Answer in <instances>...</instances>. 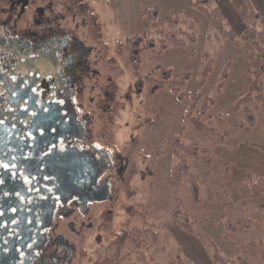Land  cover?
Wrapping results in <instances>:
<instances>
[{
	"label": "rangeland",
	"instance_id": "374dc122",
	"mask_svg": "<svg viewBox=\"0 0 264 264\" xmlns=\"http://www.w3.org/2000/svg\"><path fill=\"white\" fill-rule=\"evenodd\" d=\"M74 2L102 70L84 98L96 129L125 152L139 138L136 169L115 202L94 207L77 263L264 264L261 35L243 39L248 20L228 19L214 0ZM179 30L196 41L170 43Z\"/></svg>",
	"mask_w": 264,
	"mask_h": 264
},
{
	"label": "flooded vegetation",
	"instance_id": "af4514ba",
	"mask_svg": "<svg viewBox=\"0 0 264 264\" xmlns=\"http://www.w3.org/2000/svg\"><path fill=\"white\" fill-rule=\"evenodd\" d=\"M65 1L0 0V264H78L94 207L136 169L139 138L117 148L84 103L102 70Z\"/></svg>",
	"mask_w": 264,
	"mask_h": 264
},
{
	"label": "trees",
	"instance_id": "16d2710c",
	"mask_svg": "<svg viewBox=\"0 0 264 264\" xmlns=\"http://www.w3.org/2000/svg\"><path fill=\"white\" fill-rule=\"evenodd\" d=\"M232 2H233V5L240 11L242 19L248 20L247 25L242 32V38L245 40H255L256 36L259 34L263 38L262 43L264 45V32H259L257 30L258 28L255 23L256 19H263L264 21V14H262L255 8L252 0H232ZM220 13L222 14V16H224L222 12ZM166 35L168 37V41L176 46H185L187 45L188 41H192V42L196 41L195 35L191 34L190 32H186L184 30L169 32V33H166ZM136 52L134 53V55L137 54ZM251 56L254 58L256 55L255 56L254 54L249 55V58L252 59ZM253 62H258V61L253 59ZM260 68H261L260 71H263L264 64L261 65ZM256 74H259V73H256ZM176 96H177L176 97L177 101H180L181 96H178V95ZM195 123L197 124V126H199V128L201 127L200 123L197 122V119H195ZM191 188L194 193V199L197 200L198 199V188L195 185H192Z\"/></svg>",
	"mask_w": 264,
	"mask_h": 264
},
{
	"label": "crops",
	"instance_id": "0c3cea01",
	"mask_svg": "<svg viewBox=\"0 0 264 264\" xmlns=\"http://www.w3.org/2000/svg\"><path fill=\"white\" fill-rule=\"evenodd\" d=\"M218 3V5L222 8L223 12L225 13L226 17L231 20L239 21L240 13L239 10H236L232 4L231 0H214ZM256 9L264 14V0H252ZM235 24L234 21H232Z\"/></svg>",
	"mask_w": 264,
	"mask_h": 264
}]
</instances>
